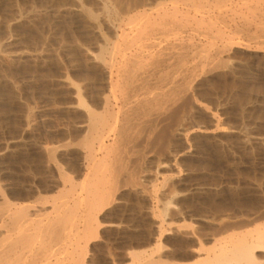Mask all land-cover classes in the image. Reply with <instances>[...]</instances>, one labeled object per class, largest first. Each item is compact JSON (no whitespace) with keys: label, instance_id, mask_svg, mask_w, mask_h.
I'll return each mask as SVG.
<instances>
[{"label":"rangeland","instance_id":"374dc122","mask_svg":"<svg viewBox=\"0 0 264 264\" xmlns=\"http://www.w3.org/2000/svg\"><path fill=\"white\" fill-rule=\"evenodd\" d=\"M229 1L228 8L239 5ZM255 1L264 9V0ZM82 6L103 13L97 0H0V190L9 201L56 194L62 184L56 166L74 183L84 174L82 153L63 147L80 139L76 126L84 118L70 106L73 85L91 106L84 88L101 78L88 54L102 44L86 33ZM229 19L218 27L241 48L226 49L219 67L205 68L121 151L118 199L104 212L113 226L91 244L88 264H136L132 253L156 251L165 263L193 264L214 240L264 221V128L244 117L245 105L239 120L227 119L243 86L255 96L247 105L264 109V28L243 31ZM46 148L57 149L55 165L47 163ZM138 185L156 195L150 199ZM255 257L264 263V252Z\"/></svg>","mask_w":264,"mask_h":264},{"label":"bare ground","instance_id":"6f19581e","mask_svg":"<svg viewBox=\"0 0 264 264\" xmlns=\"http://www.w3.org/2000/svg\"><path fill=\"white\" fill-rule=\"evenodd\" d=\"M226 1L97 0L101 15L79 7L89 22L86 33L102 44L97 43L96 55L88 54L101 71V78L84 88L91 106L83 98L84 90L75 84L72 87L75 104L70 106L84 113L76 126L80 139L63 146L82 153L84 174L74 183L56 166L62 184L51 196L35 194L12 202L0 190V264L89 263L91 244L99 242L102 229L113 226L106 222L104 212L118 199L121 151L143 128L158 122L205 68L219 67L216 60L220 61L226 49L241 48L218 23L230 18L238 19L237 26L243 31L253 25L264 28V9L258 1L237 0L236 8H228ZM104 31L113 34V40ZM214 38L223 42V49L213 47L215 41L210 40ZM45 151L47 163L55 165L57 149ZM135 189L150 199L156 195L139 185ZM159 231L161 238L164 232ZM214 243L193 264H264L255 257L264 252V221ZM154 253L130 256L136 264H168Z\"/></svg>","mask_w":264,"mask_h":264},{"label":"trees","instance_id":"16d2710c","mask_svg":"<svg viewBox=\"0 0 264 264\" xmlns=\"http://www.w3.org/2000/svg\"><path fill=\"white\" fill-rule=\"evenodd\" d=\"M235 97L237 98V106L232 108V112L235 114L229 119L231 122L237 121L238 116L241 111V106H246L245 107V112H244V117L249 121V122H254L257 124L258 128H264V109H258L256 111H253L254 108L250 107L247 105L248 101L250 99L254 98L255 96H252L248 91H247V86H243L240 89H238L235 92Z\"/></svg>","mask_w":264,"mask_h":264}]
</instances>
